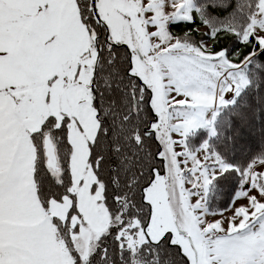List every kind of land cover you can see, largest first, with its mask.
I'll list each match as a JSON object with an SVG mask.
<instances>
[{"label":"snow or ice","instance_id":"6c2138e0","mask_svg":"<svg viewBox=\"0 0 264 264\" xmlns=\"http://www.w3.org/2000/svg\"><path fill=\"white\" fill-rule=\"evenodd\" d=\"M0 264H264V0H0Z\"/></svg>","mask_w":264,"mask_h":264},{"label":"trees","instance_id":"16d2710c","mask_svg":"<svg viewBox=\"0 0 264 264\" xmlns=\"http://www.w3.org/2000/svg\"><path fill=\"white\" fill-rule=\"evenodd\" d=\"M253 148H254V145L253 144H249L248 147H247V149L245 150V152L243 154L246 155L247 152L253 150ZM229 191H230V188H227L226 187V189H225V193L226 194L214 206L217 210L223 209L226 206V204L228 202V199H229V197L227 195V193Z\"/></svg>","mask_w":264,"mask_h":264},{"label":"rangeland","instance_id":"374dc122","mask_svg":"<svg viewBox=\"0 0 264 264\" xmlns=\"http://www.w3.org/2000/svg\"><path fill=\"white\" fill-rule=\"evenodd\" d=\"M241 202H242V201H241ZM225 215H229V216H230V215H231V212L228 211V212L225 213ZM216 218L219 219V216H217Z\"/></svg>","mask_w":264,"mask_h":264}]
</instances>
